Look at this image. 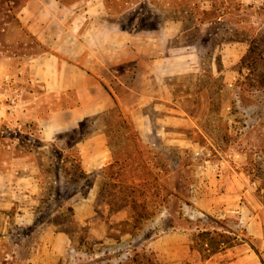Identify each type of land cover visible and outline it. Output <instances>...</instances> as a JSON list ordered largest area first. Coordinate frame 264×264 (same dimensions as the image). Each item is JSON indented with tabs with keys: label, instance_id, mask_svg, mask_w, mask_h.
Returning <instances> with one entry per match:
<instances>
[{
	"label": "crops",
	"instance_id": "crops-1",
	"mask_svg": "<svg viewBox=\"0 0 264 264\" xmlns=\"http://www.w3.org/2000/svg\"><path fill=\"white\" fill-rule=\"evenodd\" d=\"M0 6L5 9L2 35L13 37L16 32V43L22 34L27 35L39 48L25 61L29 80L48 93L70 92L76 97V105L54 111L41 122L44 140L78 127L85 119L118 109L130 118L142 143L153 147L155 137L166 144L175 143V138L169 137L173 133L169 127L184 125L187 120L175 103L169 82L200 71L199 57L190 46L174 43L180 33L178 23L167 22L153 31H125L109 20L105 0H0ZM78 151L89 177L116 169L103 126L91 124ZM196 177L188 219L191 214L210 215L225 221L236 239L247 240L240 252L235 245L206 260L214 257L225 259L222 264H262L264 200L255 193L256 182L242 171L226 170L219 164H205ZM97 185H92V198L72 204L78 222L95 216ZM36 187L32 176L0 173V193L15 195ZM7 201L13 204L10 199L0 204ZM117 214L123 215L121 220L127 217L126 211ZM170 226L147 242L146 248L155 253L158 264H208L192 248V227ZM248 242L256 246L246 245Z\"/></svg>",
	"mask_w": 264,
	"mask_h": 264
},
{
	"label": "rangeland",
	"instance_id": "rangeland-1",
	"mask_svg": "<svg viewBox=\"0 0 264 264\" xmlns=\"http://www.w3.org/2000/svg\"><path fill=\"white\" fill-rule=\"evenodd\" d=\"M132 1L134 4L131 6L128 4L124 8L129 7L130 11L139 12L182 10L186 16L182 21H167L178 23L180 26L179 36L174 43L176 46L189 45L193 53L199 57L203 68L201 71L200 64L198 73L177 76L169 82L175 103L182 109L187 120L184 125L176 123L169 127L173 132H170L172 134L169 137L175 138V143L166 144L157 141L159 137H155L157 143L153 147L143 143L145 161L150 165L153 175H148L145 181V189L148 193L138 188L135 196L139 201L145 198L144 203L149 205H159V209H149V213L158 209L157 215L151 221H147L144 234L132 239L127 235H121V241L117 244L114 238L119 234L120 228L117 224L123 215L109 214L107 207L101 203L96 207L95 216L83 218L79 224L87 227L94 238L104 241L105 245L111 247L113 244V247L106 250L107 252L104 251V254L100 252L89 256L74 250L66 234L56 231V227L50 222L57 206L53 203L45 212L37 214L38 223L28 253L26 245L18 246L16 243L20 240V235L26 233L22 226L33 224L34 210L41 194L38 182L32 192L21 189L17 194L11 195L4 191L0 193V202L10 199L13 204H8V201L6 205L0 204V256L9 260L10 264L12 261L14 264H104L105 259L109 255L114 256L115 251L123 249L129 239L131 245H139L158 233L167 232L170 225L188 227L189 224L192 233L197 231L196 225L211 228L213 224L208 223L206 217L200 213L195 217L191 214L190 220L195 222L200 219L198 223L190 224L184 220L189 218L190 212L193 211L189 197L192 195V186L197 181L198 169L205 164H219L226 170L232 167L245 173V170L250 168L255 170L258 164L264 162V88L248 84L249 80L257 79L247 76V69L243 68L242 73H239L240 60L248 48V43L241 40L242 31L251 30L253 34L264 33V0L248 2L170 0L174 1V4H167L164 0ZM115 3V0L106 2L110 11L120 10ZM4 12V7L0 6V27ZM183 27L185 30L181 31ZM226 30H236L234 34L237 35L234 39L237 40L223 41L215 45V39L220 42L223 36H227ZM16 37V32L13 33V37L8 38L0 32V91L6 94L8 102L10 101L12 105L11 100L14 95L17 98L16 94H25L22 90L23 83L27 81L24 77L25 61L39 51L29 36L22 34L17 43ZM216 58L220 60L218 64ZM30 85L37 84L30 82ZM37 89L43 90L40 86ZM74 96L72 93L51 95L47 92L45 96L38 98L37 102L47 107L55 104L60 106L64 99L69 102L75 101ZM4 101V95H0V104L3 105ZM34 107L35 105L30 107L23 101H18L11 111L19 110L15 117L22 122L28 120L38 122L40 113ZM22 109L25 112L21 113ZM2 110L1 107L0 111ZM156 115L153 113V116ZM90 125V121H86L81 130L88 133ZM156 127L158 123H155ZM23 134L27 135L28 132ZM260 168L264 172V164H261ZM4 172L13 173L12 170ZM100 177L101 175H92L87 180L81 181L75 191L72 190L75 193L72 204L92 198V185L98 183ZM165 187L171 189L177 187L179 198L167 197L163 191ZM155 189L160 190L156 192L158 194L156 197L153 195ZM107 199L108 197L105 198ZM116 200H119L118 196L114 201L117 204ZM12 208L14 210L11 218V215L8 217L5 212ZM75 218L77 219V216ZM245 242L247 240L243 237L235 238L227 248L236 245L240 252L246 247ZM246 245L256 246L252 242ZM14 248H19V251L13 252ZM13 254L16 256L12 259ZM201 259L205 261L208 258L203 256ZM224 260L213 257L206 261L208 264H222Z\"/></svg>",
	"mask_w": 264,
	"mask_h": 264
},
{
	"label": "trees",
	"instance_id": "trees-1",
	"mask_svg": "<svg viewBox=\"0 0 264 264\" xmlns=\"http://www.w3.org/2000/svg\"><path fill=\"white\" fill-rule=\"evenodd\" d=\"M108 0H105V7L107 9L109 20L117 24L119 28L125 31H142L154 30L165 24L167 21L179 20L182 21L186 16L181 11L173 12L171 10H160L159 12H139L138 10L130 11L129 4H134L132 0H115V4L119 6L118 11H110L106 5ZM167 4H174V1L164 0ZM182 2H180V5ZM141 6L143 4H140ZM185 27L181 31H184ZM227 36L222 37V41L215 45L221 44L223 41L230 42L234 39L237 33L233 30H226ZM241 40L248 43V48L245 55L241 58L242 69L248 70L247 76L255 77V81L249 80L248 84L259 88H264V33L257 32L253 34L251 30L242 31ZM217 64L219 58H216ZM201 64V62H200ZM203 70L201 64V71ZM256 71L258 73H256ZM24 77L26 82L23 83L22 90L25 94H16L12 97L13 105L8 102V98L0 91V95H4L5 103L0 104V172L12 170L15 175L32 176L38 182V187L41 190L38 205L34 210L33 224L30 226H22L26 233L20 235V240L17 245H26L29 253L31 238L35 236L39 212H45L49 207L56 203V210L50 222L56 227L57 232L66 234L71 241V247L77 252L92 256L104 254V251L111 249V245H105L104 241L97 240L89 233V229L81 226L74 217V210L72 207L73 197L75 195L74 189L84 180L89 178L88 174L83 170L81 158L78 151V143L85 138L89 133L81 130L86 121L90 124H97L103 126L109 137V147L111 148L116 169H109L107 173H101V179L98 180V189L94 203L96 207L103 203L109 214H116L120 211H126L127 217L118 222L117 226L119 234L115 236L117 244L121 241V235H129L130 239L137 237L139 234H144V226L147 221H151L156 215L159 205H149L143 201H139L135 196L137 189L146 190L145 181L148 175H153L150 165L145 161L144 144L141 142L138 133L135 131L132 122L128 116H124L118 109L109 111L95 118L85 119L78 127L56 134L52 140L46 141L42 135V124L52 112L66 109L77 104L75 101L69 102L64 99L60 106L56 104L52 107L39 104L37 99L46 95V91L38 90L39 85H30V80L24 69ZM30 81V82H29ZM36 88V89H35ZM252 88V87H250ZM37 94V95H35ZM70 92L61 95H68ZM51 95H56L51 93ZM19 96V97H18ZM18 101H23L28 106H34L40 113L38 122L28 120L22 122L17 116V109L11 111V108L17 104ZM8 102V103H7ZM7 107V108H5ZM25 112L24 109L20 110ZM4 114V115H3ZM9 114V115H8ZM3 115V116H2ZM16 118V119H15ZM24 132H28L24 135ZM219 149H221L219 147ZM3 164L5 166H3ZM253 170L252 168L245 170L246 175L254 182H256V195L264 200V172L261 171L260 165ZM157 176V173L155 174ZM111 181L113 183H108ZM129 181V184L127 182ZM112 187V189H111ZM72 190H74L72 192ZM179 189L166 188L163 189L165 195L168 197L179 198ZM160 190L155 189L154 197ZM147 192V190L145 191ZM148 193V192H147ZM119 198L117 204L115 199ZM62 197V199H59ZM108 197L107 200L105 198ZM112 197V198H111ZM62 200V201H61ZM159 207V208H158ZM150 208H158L156 211L149 213ZM13 208L6 213L8 217L13 216ZM208 223L213 226L197 227V231L192 233V248L197 250L201 257H209L221 250L226 249L230 243L236 238V234L230 230L225 221L204 215ZM187 223H198L201 220L197 219L192 222L188 218H184ZM188 227L190 225L188 224ZM20 229V227H19ZM33 239V238H32ZM130 239L126 246L115 251L114 256L109 255L105 259L104 264H158L155 253L147 249V242L145 240L139 245H131ZM19 248H14L13 252H18ZM256 251V250H255ZM258 254V252H257ZM16 254L12 255V259ZM262 264L264 261L260 258ZM12 264L13 261L11 262ZM99 263V262H98ZM0 264H10L9 260L0 256ZM100 264V263H99Z\"/></svg>",
	"mask_w": 264,
	"mask_h": 264
},
{
	"label": "built area",
	"instance_id": "built-area-1",
	"mask_svg": "<svg viewBox=\"0 0 264 264\" xmlns=\"http://www.w3.org/2000/svg\"><path fill=\"white\" fill-rule=\"evenodd\" d=\"M220 173V169L217 168V174ZM194 188V186H192V189Z\"/></svg>",
	"mask_w": 264,
	"mask_h": 264
}]
</instances>
